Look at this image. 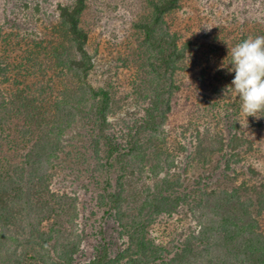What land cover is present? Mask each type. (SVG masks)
I'll list each match as a JSON object with an SVG mask.
<instances>
[{
    "label": "trees",
    "instance_id": "16d2710c",
    "mask_svg": "<svg viewBox=\"0 0 264 264\" xmlns=\"http://www.w3.org/2000/svg\"><path fill=\"white\" fill-rule=\"evenodd\" d=\"M86 1L57 2L38 31L0 25V264H264V118L245 119L223 67L264 36V11L201 46L173 22L182 0H149L140 112L113 121L88 80ZM175 214L184 232L166 247L150 227Z\"/></svg>",
    "mask_w": 264,
    "mask_h": 264
},
{
    "label": "rangeland",
    "instance_id": "374dc122",
    "mask_svg": "<svg viewBox=\"0 0 264 264\" xmlns=\"http://www.w3.org/2000/svg\"><path fill=\"white\" fill-rule=\"evenodd\" d=\"M72 0H0V25L6 32L18 33L38 31L41 21L54 13L57 2L70 3ZM264 0H182L181 7L172 15L173 22L193 39L194 44L213 42V35L221 26L227 25L236 33L237 24L248 17L261 16ZM149 0H87L80 23L88 34L87 50L93 55L94 66L88 80L94 87L107 89L111 95V116L113 121L131 120L139 114L142 59L140 52L141 32L136 23L148 17ZM14 24H17L14 25ZM207 28L203 36L201 26ZM38 29V30H37ZM193 34V35H192ZM219 40V38H218ZM221 42V41H220ZM200 46V47H201ZM180 72L177 79L185 80ZM179 103L182 98H179ZM184 115L175 112L166 125L168 132L178 137L179 123ZM178 129V130H177ZM177 130V131H176ZM180 154V153H177ZM79 164V163H78ZM85 164L80 162L75 173L82 176ZM69 179L75 178L74 171ZM87 172L85 171L84 174ZM193 172L187 173L186 182L192 181ZM67 184V190L71 186ZM74 188L76 186L74 185ZM90 192L80 195L81 203L92 206ZM184 219L179 215L163 216L150 227V236L162 245L170 247L184 232Z\"/></svg>",
    "mask_w": 264,
    "mask_h": 264
},
{
    "label": "clouds",
    "instance_id": "9594fccd",
    "mask_svg": "<svg viewBox=\"0 0 264 264\" xmlns=\"http://www.w3.org/2000/svg\"><path fill=\"white\" fill-rule=\"evenodd\" d=\"M227 55L223 67L233 74L230 91L239 98L245 119L264 118V36L242 40Z\"/></svg>",
    "mask_w": 264,
    "mask_h": 264
}]
</instances>
